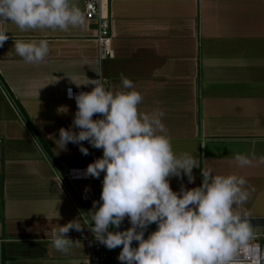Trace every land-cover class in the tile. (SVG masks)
<instances>
[{"label":"crops","instance_id":"obj_1","mask_svg":"<svg viewBox=\"0 0 264 264\" xmlns=\"http://www.w3.org/2000/svg\"><path fill=\"white\" fill-rule=\"evenodd\" d=\"M85 1L73 0L85 17L82 28L21 32L3 25L9 39L0 46V82L20 115L0 88V264H89L87 228L69 231L74 242L67 254L52 248L48 234L87 214L97 187L76 181L67 185L70 196L56 172L63 177L69 168H86L102 152L86 141L88 155L72 143L57 150L50 138L71 126L76 110L65 89H91L67 76L81 83L96 78L97 68L106 88L119 87L121 74L133 81L140 111L164 112L174 152L193 154L215 173L244 176L254 191L239 210L264 216V0H100V14L110 23L109 56L100 52ZM12 37L46 39L49 54L26 63L12 50ZM235 153L256 159L236 168ZM192 174L191 184L170 177V188L178 193L181 184L198 186L200 168ZM119 250L107 249L113 264H120Z\"/></svg>","mask_w":264,"mask_h":264},{"label":"clouds","instance_id":"obj_2","mask_svg":"<svg viewBox=\"0 0 264 264\" xmlns=\"http://www.w3.org/2000/svg\"><path fill=\"white\" fill-rule=\"evenodd\" d=\"M8 23L21 32L68 31L82 28L85 17L73 0H0V46L9 39L3 27ZM12 40V50L26 63L38 64L49 54L46 39ZM94 72L96 78L85 76L81 83L66 75L75 86L91 89L76 94L67 89L76 105L71 126L59 128L58 138L50 139L57 150L72 143L88 155L84 141L101 150L82 173L73 170L76 178L103 174L99 203L93 201L87 214L52 228L48 234L52 248L67 254L74 242L69 231L87 228L108 250L120 249L116 257L120 264H264V249L251 243L252 226L239 210L254 191L246 178L234 172L215 173L200 167L193 154L174 152L162 122L164 112L140 111L142 96L123 74L119 87L106 88L102 71ZM59 111L66 113L67 108ZM253 159L252 154L233 155L236 168L251 166ZM259 162L264 163V157ZM194 167L200 168V184L191 188L181 184L178 193L173 191L169 178L183 176L191 184ZM125 218L126 229L111 230L119 229ZM151 224L156 227L145 236Z\"/></svg>","mask_w":264,"mask_h":264},{"label":"built area","instance_id":"obj_3","mask_svg":"<svg viewBox=\"0 0 264 264\" xmlns=\"http://www.w3.org/2000/svg\"><path fill=\"white\" fill-rule=\"evenodd\" d=\"M99 1L100 0H86L84 2V14L87 19H94L96 24V42L98 43L99 49L101 54L109 56L110 55V48H111V31H110V23L109 19L106 16H103L100 14L99 10ZM71 88L72 92L74 94L79 93L80 91H84L81 88H73V87H67L64 91V97L66 99H69L67 96V89ZM74 100V99H73ZM98 151H101L100 149H96ZM85 168L82 167H72L69 168L65 175L62 177L63 181L66 185L72 184L73 182L80 181V180H92L97 184L96 189L93 191L91 195V209L93 207V201H96L99 203V197H100V191H101V180L102 175L100 178H92L91 176L84 177L80 176L79 178H76L73 175V170H79L81 173L83 172ZM253 245H258L261 249H264V235L262 236H253V240L251 241ZM88 260L89 264H113V261L107 251V248H105L103 245L96 242L90 231H89V238H88ZM248 255L249 253H245ZM255 258L253 257V260Z\"/></svg>","mask_w":264,"mask_h":264},{"label":"water","instance_id":"obj_4","mask_svg":"<svg viewBox=\"0 0 264 264\" xmlns=\"http://www.w3.org/2000/svg\"><path fill=\"white\" fill-rule=\"evenodd\" d=\"M0 88H1L2 92L4 93V95L6 96V98L8 99V101L10 102V104L12 105V107L16 110L17 114L20 115L17 107L15 106L14 102L12 101V99L10 98V96L8 95V93L6 92L4 87L2 86L1 82H0ZM21 120L24 122V119L22 117H21ZM24 124H25L26 128L30 131L28 125L25 122H24ZM31 135L34 137V135L32 133H31ZM38 146H39V143H38ZM42 153L44 154L45 158L48 160V162L50 163V165L52 166V168L56 172L54 166L52 165V163H51L50 159L48 158V156L46 155V153L43 150H42ZM56 174H57L58 178L60 179V181L62 182V184L64 185V187L66 188V190L68 191V193L70 194L69 189H68L67 185L65 184V182L63 181L62 177L59 175L58 172H56ZM70 196H71V194H70ZM248 219H249V222L252 226L254 236L264 235V216H262V217H260V216H258V217L248 216ZM128 226H129V222H128L127 218H125L123 220V222L121 223V225L119 226V229H112V230H122V229H126ZM155 227H156L155 224L149 225L148 228L145 230V235H147L148 232L154 230Z\"/></svg>","mask_w":264,"mask_h":264}]
</instances>
